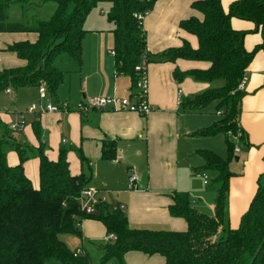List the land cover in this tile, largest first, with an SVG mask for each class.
I'll list each match as a JSON object with an SVG mask.
<instances>
[{"label":"trees","instance_id":"trees-1","mask_svg":"<svg viewBox=\"0 0 264 264\" xmlns=\"http://www.w3.org/2000/svg\"><path fill=\"white\" fill-rule=\"evenodd\" d=\"M108 2L106 19L112 25L113 57L116 72L128 75L132 87L136 82L134 67L141 57H147L146 34L136 14L148 13L157 0H0V32H33V42H14L6 47L24 61L22 66L0 70V91L5 88L39 86L45 82L54 94L63 73L53 64L60 54L81 62V43L86 32L84 22L98 2ZM54 2L55 8L47 20L31 22L8 18L9 5L23 10ZM191 8L201 18L190 16L179 27L193 34L196 48L184 43L163 53L165 60L177 58L209 62L207 69L179 71L173 77L181 80L190 76L198 81H223L219 87L182 99L185 112H201L214 103L221 118L194 132L197 136L221 133L225 137L227 155L222 158L210 150L200 151L207 170L215 173L212 182L217 186L213 200L214 215L209 216L194 208L186 192L172 194L171 216L181 217L187 227L182 231L130 227L122 210L109 204L97 205V212L86 215L79 208L78 195L87 187L88 179L72 174L61 148L56 160L47 158L43 149L13 144L7 124L0 121V264H93L86 253L74 254L59 237L79 234L84 218L101 221L107 234L115 240L99 246L103 256L98 264H110L127 251L164 257V264H264V180L258 181L248 209L237 228H224V215L229 178V163L235 158V143L228 131L237 136V118L243 91L237 86L258 49L264 50V0H235L227 10L221 0H193ZM231 18L252 21L262 37L261 43L250 51L243 47L246 31L234 29ZM147 60V59H146ZM37 133V131H36ZM238 137V136H237ZM240 138V136H239ZM11 147L18 156L16 165L6 159ZM113 141L102 143L101 158L117 157ZM30 156L38 158V186L34 187L24 172ZM264 176V174H263Z\"/></svg>","mask_w":264,"mask_h":264},{"label":"crops","instance_id":"crops-1","mask_svg":"<svg viewBox=\"0 0 264 264\" xmlns=\"http://www.w3.org/2000/svg\"><path fill=\"white\" fill-rule=\"evenodd\" d=\"M192 1L157 0L142 20L148 55L147 101L152 106V110L145 115L127 111L78 109L90 97H125L134 92L131 78L116 72L111 54L112 25L104 17L103 20H94L88 19L87 15L84 22L86 32L81 43V62L77 63L67 56L69 61L65 59V70L59 68L63 79L54 94L48 91L45 82L43 96L39 94V86L10 88L9 93L0 91V102L13 103L12 111L4 104L6 112L0 103V121L7 125L17 119L15 112H25L31 103H37L38 108H43L47 103L66 107L54 113H25L22 130L10 132L11 142L34 149L40 147L50 160H56L59 150L66 148L69 171L72 174L82 173L88 179L87 187L107 191L111 203L123 204L122 212L133 228L185 230L186 221L171 216L168 209L173 202L172 194L176 192H186L194 208L206 215H214L213 200L217 186L209 194L199 193L198 188L194 187V178H198L197 182L202 188L210 184L209 180L203 183L202 173H206L207 169L199 152L210 150L225 158L227 150L210 139L219 136H197L192 132L218 120L215 104L211 103L201 112H185L180 106L182 99L215 87L214 82L198 81L187 75L179 81L173 77L175 69L204 70L209 67V62L185 58L169 61L162 56L168 49L183 47L184 43L196 48V37L179 27L181 20L192 15L201 18V14L191 8ZM232 1L235 0H221L223 9L227 10ZM9 9V20H22L23 15L12 18ZM88 22L91 26H87ZM231 26L246 31L243 47L247 51L261 43V34L254 30L252 21L231 18ZM36 37L37 34L33 32H0V70L24 64L15 53L6 50L8 45L20 41L33 42ZM246 75L237 118L240 138L231 137L238 151L235 153L237 160L234 158L229 163V170L232 162L237 165L240 161L241 168L234 172L230 170L232 176L228 183L223 222V227L230 229L238 227L264 174L263 49L255 52ZM22 105L25 107L21 110L19 106ZM106 141L115 143V159L101 158L102 143ZM6 159L9 165L19 162L17 153L11 147L7 150ZM23 166L26 176L37 187L38 158L30 156ZM210 171L212 173H207L212 181L215 173ZM193 172L198 173V176L193 177ZM130 173L136 174L138 180L135 188L129 190L127 184ZM106 234L101 221L82 219L80 233L71 234L80 238L81 248L77 246L73 251L79 249L80 253L89 256L94 242L103 241ZM62 239L68 246V237L63 236ZM122 262L164 264L165 260L158 254L127 251ZM111 263L119 264L117 260Z\"/></svg>","mask_w":264,"mask_h":264},{"label":"built area","instance_id":"built-area-1","mask_svg":"<svg viewBox=\"0 0 264 264\" xmlns=\"http://www.w3.org/2000/svg\"><path fill=\"white\" fill-rule=\"evenodd\" d=\"M144 14H136L139 20H143ZM113 55L114 52L111 51ZM147 60L143 55L141 57V61L134 67V71L136 73V82L134 85V92L125 97L118 96H95L90 97L86 100L85 104H80L78 109H97V110H113V111H127L134 112L140 115H145L152 110V106L149 105L147 101V91H148V78L146 71ZM247 79V75L244 74L241 78L237 89L243 90L244 82ZM4 91L6 93L10 92V88H5ZM45 93L44 83L41 82L39 85V94L43 96ZM65 106H58L52 103H47L43 108H38L37 103H31L25 112H15L17 119L15 121L9 122L8 127L11 131H21L23 128V119L25 117V113H42V112H60L61 110H65ZM5 112L7 111L6 108ZM229 137H232L230 133L227 134ZM64 141V140H63ZM238 149L234 147V152L236 153ZM203 183H208L209 176L206 173H202ZM138 180V177L134 173H130L128 176V184L127 189H134L135 183ZM78 202L80 210L86 215H92L97 212V205L100 204H109L112 209L123 210L124 205L118 202L111 203L109 201V193L105 190L96 189L94 187H85L82 189L78 195ZM115 240V236L113 234H106L103 237L104 242H112ZM80 250L77 249L74 251V254H79Z\"/></svg>","mask_w":264,"mask_h":264},{"label":"rangeland","instance_id":"rangeland-1","mask_svg":"<svg viewBox=\"0 0 264 264\" xmlns=\"http://www.w3.org/2000/svg\"><path fill=\"white\" fill-rule=\"evenodd\" d=\"M109 6L110 4L108 2H98L92 9L91 11L89 12L88 14V19L92 18L94 20H103L104 18H106V12L107 10L109 9ZM14 7H16L14 9ZM9 12H10V15L12 16V18L14 17H20V15L22 17V20L20 21H25V22H31L33 19H38V20H47L49 18V16L52 14V12L54 11V8H55V3L54 2H45L44 4H41L40 6L38 7H31L27 10H23L21 7H19L18 5L16 4H11L9 5ZM104 17V18H103ZM18 20V19H17ZM90 21V20H89ZM106 21V20H105ZM104 23H107V22H104ZM87 26H91L90 25V22L87 23ZM85 27V25H84ZM67 55L66 54H60L55 60H54V65L59 69V68H66L67 66V62L66 60L67 59ZM66 59V60H65ZM69 61V60H68ZM65 70V69H64ZM214 84L213 86L215 87H219L222 85L223 81L220 80V79H216V80H213ZM14 92V91H13ZM0 97H2V95L0 94ZM2 100V99H1ZM8 100V99H7ZM9 101V100H8ZM10 102V101H9ZM9 102H6V101H1V107L3 108L4 107V104H6V106L8 107V110L9 111H12L14 108H13V103H9ZM212 104L208 105L211 106ZM25 105H22V106H19V109H24ZM4 109V108H3ZM12 114H14V112H11ZM218 117L221 118V114L220 113H217ZM218 118V119H219ZM228 133H230L231 136H234V137H237V136H240V131L238 130V134L237 136L233 135L231 132L228 131ZM219 136L218 138H210L211 141H215L216 143H218L220 145V147L222 149H226V144H225V137L223 134L221 133H218V134H215V137ZM221 136V137H220ZM234 142V141H233ZM235 143V142H234ZM236 144V143H235ZM216 146V145H215ZM217 147V146H216ZM218 148V147H217ZM226 151V150H225ZM241 168V162L239 161L237 163V165H235V162H232L231 163V166H230V170L232 172H234V170H240ZM206 171V174L208 175V173H212L210 170H205ZM208 172V173H207ZM205 173V172H203ZM193 177H196L198 176V173H195L193 172L192 173ZM210 176V175H208ZM202 180V179H201ZM199 179V181H201ZM264 180V176H262V179H261V182H263ZM198 181V178H194V187L195 188H198L199 190V193L200 192H206L209 194V192L213 193L216 189V185L211 181L210 177H209V186H205L202 188V186H200V184L197 182ZM110 197V196H109ZM64 237H68V246L69 248L73 251L77 246H79V248H81V240L80 238H78L76 235H71V234H62L60 235L59 237L61 238V240H63L62 238ZM105 243L103 241L101 242H94V247L91 248V250L89 251V257L91 258V261L93 262V264H98L103 256V253L102 251L99 249L98 246H101V245H104ZM110 264H112L110 262Z\"/></svg>","mask_w":264,"mask_h":264},{"label":"water","instance_id":"water-1","mask_svg":"<svg viewBox=\"0 0 264 264\" xmlns=\"http://www.w3.org/2000/svg\"><path fill=\"white\" fill-rule=\"evenodd\" d=\"M235 160H237V157H235Z\"/></svg>","mask_w":264,"mask_h":264}]
</instances>
